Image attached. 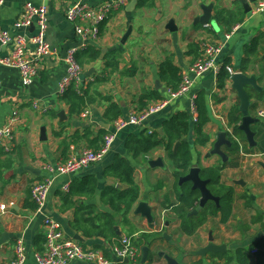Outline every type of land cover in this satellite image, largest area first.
Segmentation results:
<instances>
[{
  "label": "crops",
  "instance_id": "crops-1",
  "mask_svg": "<svg viewBox=\"0 0 264 264\" xmlns=\"http://www.w3.org/2000/svg\"><path fill=\"white\" fill-rule=\"evenodd\" d=\"M75 1L79 0H3L0 6V28L7 30L13 39L21 34L31 35L34 31L30 27H14L22 16L23 5L30 2L35 6H45V40L55 50V53L34 62L36 76L29 85L22 82L19 69L0 65V127L15 118L9 150H2L0 146V163L10 160L9 167L2 171L0 179V205L7 206L4 212L0 211V264H6L12 259L13 245L19 236L24 238L28 248L24 264H37L33 253L39 247L36 239L39 237L43 240L45 217L60 224L64 239L78 242L86 249L101 250L112 259V247L119 245L122 238L128 237L137 242L140 236L147 235L149 238L145 245L149 247V253L144 264H166L157 255L158 252L168 254L180 264H190L197 260H201L202 264H224V259H220L218 254L232 253L238 248L244 249L250 256V262L256 264L251 246L264 241V168L259 164L264 163V153L258 148L260 138L255 133L258 124L264 122L256 115V110L264 107V11L252 12L258 0L249 3L251 10L247 14L239 0H136L132 7V0H128L100 23L97 38L87 42V46L99 51L98 58L91 62L82 60L80 65L82 73L91 71L85 77L84 84L98 77L106 78L94 85L105 98L88 105L77 115H70L68 106L57 93V87L66 74L63 60L66 51L79 46L82 41L73 23L65 17L67 8ZM81 1L98 5L109 0ZM202 5H212V22L208 25L195 22L203 14ZM221 9L235 12L242 10V14H238V17L243 16L242 20L234 25L237 29L229 39H226V35L234 26L230 28L213 20L216 10ZM170 20H173L175 30L167 28ZM129 27L130 34L121 43ZM208 43L223 46L217 58L221 66L219 73L209 71L194 78L189 93L171 100L141 125L124 127L117 133L109 153L101 161L71 175L55 174L41 213L27 208L26 205L33 202L31 186L49 176L44 169L45 163L53 164L70 155H77L85 147L99 148L103 136L112 129L114 121L127 117L133 111L145 109L166 96L171 87L159 77V67L165 59L169 58L174 63L182 77ZM13 47L14 41L7 45L0 44V58L9 57ZM32 54L33 46L28 45L27 55ZM108 61L112 62L109 66L106 64ZM227 66L233 73L255 75L258 86L262 88L261 92H257L251 86L245 87L250 99L249 114L260 120L251 125V129L255 130L254 146L249 145L242 132L233 131V127L240 124L242 113ZM225 73L228 78L219 80V76ZM79 83L83 84L81 80ZM200 93L205 96L209 117L203 126V132L208 137L205 144L197 141L190 114L191 98ZM142 95L147 97L139 103ZM110 104L119 109L117 118L106 113ZM237 108L239 113L236 112ZM85 110H88L86 115ZM60 112L64 113L62 119L58 115ZM180 113L188 115V131L182 141L188 144L192 155L191 166L200 170L221 168L219 183L232 187L235 195L232 214L226 223L220 222V215L211 216L206 213L199 223L200 211L196 215L187 214V217H193L189 225L197 226L190 234L182 229L176 211L180 205L176 193L180 184L178 181L176 189L175 170L168 158L165 141L148 153L136 157L126 148V140L131 135L142 137L157 134L159 139H163L164 122ZM219 131H226L229 139L240 140L241 149L235 155L229 152L230 146H222L226 160L219 155L209 154ZM179 146L180 141L176 149L173 147V151ZM116 157L124 159L133 168L132 179L138 188V199L126 214V221L123 211L113 214L115 237H86L80 229L72 226L77 209L80 206L83 208L79 209V215L84 218L90 214L93 216L101 212H112L102 198L103 189L128 188L125 181L107 172ZM159 157L162 158L163 166L152 168L148 165L149 160ZM234 162L236 166H233ZM93 179L95 192L82 193L80 190L83 186ZM238 180L245 184H237ZM65 184H68L67 190H64ZM208 188L214 195H218L215 185L209 183ZM64 195L69 196L63 199ZM139 201L147 202L152 208V224L135 213ZM79 225L86 226L83 222H79ZM210 238L214 245H225L226 251L209 253L205 257L196 255L195 251L208 245ZM138 250L136 262L140 264L141 246ZM71 264L89 263L72 261ZM117 264L129 263L124 260Z\"/></svg>",
  "mask_w": 264,
  "mask_h": 264
},
{
  "label": "built area",
  "instance_id": "built-area-1",
  "mask_svg": "<svg viewBox=\"0 0 264 264\" xmlns=\"http://www.w3.org/2000/svg\"><path fill=\"white\" fill-rule=\"evenodd\" d=\"M128 0H109L98 5H91L84 1H75L65 12L66 19L73 23L77 34L82 38L79 46L69 48L64 57L66 64V74L60 80L57 93L62 96L72 83L78 84L82 69L76 60V53L87 46V42L95 40L99 34L100 23L107 20L111 13L120 9ZM3 0H0L2 6ZM264 11V0H258L252 7V12ZM34 25V31L31 35H17L14 39L7 30L0 28V44L7 45L14 41L12 54L9 57H1L0 65L19 69L22 82L29 85L36 76V68L34 62L42 57H47L55 53L54 48L45 40L47 30V9L45 6H35L30 2L23 5L22 16L14 24L16 29H27ZM237 26L226 35L229 39L236 31ZM33 46V54L27 55V46ZM222 45L208 43L204 46L203 52L196 61L182 74L179 86L176 89L169 88L163 99L142 110L131 112L125 118H119L114 121L112 129L103 136V140L99 148L92 149L85 147L79 154L70 155L67 158L56 163H45L44 169L48 171L49 176L41 181L33 184L30 189L31 200L35 203V211L41 213L46 204L49 191L54 182V175H71L78 170L88 167L93 163L101 161L110 151L117 133L128 125H141L150 115L162 110L167 103L178 97L184 96L191 90L193 80L206 72L219 73L221 66L217 62V58L222 50ZM230 75L233 74L230 67H226ZM196 96L191 98L190 114L192 120L197 117L195 107ZM88 114V110L84 111ZM256 115L264 121V107L256 110ZM0 127V146L5 151L9 150L10 142L13 138L12 122ZM68 189V184L64 185V190ZM7 206L0 205V211L4 212ZM44 243L40 251H34L33 258L37 264H71L72 261H81L89 264H117V262L137 261L139 250L133 243L131 238L124 237L119 245L112 247L111 253L113 259L107 257L103 251L95 249H86L78 242L66 240L60 224L50 218H44ZM256 250L253 252L255 253ZM28 248L22 236L15 239L13 245V257L6 264H24L27 259Z\"/></svg>",
  "mask_w": 264,
  "mask_h": 264
},
{
  "label": "trees",
  "instance_id": "trees-1",
  "mask_svg": "<svg viewBox=\"0 0 264 264\" xmlns=\"http://www.w3.org/2000/svg\"><path fill=\"white\" fill-rule=\"evenodd\" d=\"M242 10H238L237 12L233 10L221 9L216 10L214 14L213 20L219 23L226 24L228 26L233 27L236 23L242 20V15L238 17V14ZM242 14V12H241ZM100 55L98 50H95L92 46H86L85 48L79 50L76 53V60L81 65L82 60H86L87 62L94 61ZM108 66L112 64L111 61L106 63ZM220 75V74H219ZM159 77L163 81H167L169 83V87L172 89H176L181 81V75L179 69L174 65V63L169 59H165L159 67ZM228 78L225 74H221L219 76V80ZM105 77H98L94 81H90L88 83H72L67 91L61 96V100L68 106L70 115H77L81 111H83L88 105L96 102L98 99H104L105 97L101 96V94L96 90V84L104 81ZM85 85V86H84ZM147 97V95H142L139 98V103L143 102V100ZM195 107L197 112V117L194 122L195 132L197 136V141L200 144H205L208 141V137L203 132V126L209 120L208 117V109L206 104V99L203 93H200L195 99ZM236 112L239 113L238 108ZM106 113L108 115L117 118L119 113V109L114 104H110L107 108ZM259 128L256 129V136H259L260 142L259 150L264 153V122L258 124ZM164 137L163 139H159L157 134L135 137L133 135L129 136L126 140V148L132 152V154L136 157L141 154L148 153L151 149L159 146L162 142L165 141V148L168 154V158L171 162V165L174 172V177L176 181V189L177 182L179 177L183 176L191 167L192 155L190 153L188 144L185 141H182V137L188 131V115L185 113L177 114L176 116L170 118L165 121L163 124ZM233 131L237 132V126L233 127ZM87 137V136H86ZM231 145L229 147V152L232 155L239 153L241 146L239 141L231 138ZM180 141V146L176 151H173V147L176 142ZM2 150H4L2 148ZM1 150V152H3ZM252 151L253 150H248ZM10 160L6 159L0 163V179H2V171L5 168H8L10 165ZM233 166H236L234 162ZM108 174H111L117 177L120 181H125L128 184V188L123 190H118L114 187H106L103 189L102 198L106 205L110 208L112 212H101L97 215L88 216L84 218L79 215V209L75 212V218L72 223V226L80 229L86 237H102L104 239L115 237V216L113 214L120 213L123 211L124 220L126 221V214L131 209L133 203L138 199V188L133 182V168L130 164L124 159H120L118 157L115 158L114 162L107 170ZM220 172L221 168L217 167H209L200 170V177L202 179H208L209 183L215 185L217 187V193L219 197L218 206L216 203L210 202L205 205V207L198 213L199 223L202 220L204 214H210L211 216L220 215V222L226 223L232 214V203L234 200V190L232 187H226L219 183L220 180ZM71 191V190H70ZM82 193H94L95 192V181L91 180L88 184L83 186V189L80 190ZM177 193V201L180 204L179 208L176 210L179 219L181 220V227L187 234L193 232L197 226H190L189 222L193 217H187V214L191 209L195 208L198 199L199 193L197 190H192L190 182H182L178 189ZM69 195H64L63 199H66ZM92 196V195H87ZM247 198V196H244ZM248 199V198H247ZM27 208L34 209L36 205L34 202H31L26 205ZM196 216V217H197ZM79 222L85 223V227H80ZM43 240L39 237L36 239V244L39 245L38 250L40 251L43 248ZM147 235L140 236V240L137 242H133L136 246L142 247L147 243L148 240ZM42 245V246H41ZM251 249L256 250L254 256L256 257V264H264V241L261 240L258 243L252 244ZM220 259H224V264H252L250 262V256L247 255L246 251L242 248L236 249L234 252H227L223 254H218ZM151 257V256H150ZM149 257V259H150ZM235 260V262H233ZM190 264H202L201 260H197L191 262Z\"/></svg>",
  "mask_w": 264,
  "mask_h": 264
},
{
  "label": "water",
  "instance_id": "water-1",
  "mask_svg": "<svg viewBox=\"0 0 264 264\" xmlns=\"http://www.w3.org/2000/svg\"><path fill=\"white\" fill-rule=\"evenodd\" d=\"M256 0H239L243 7V11L245 14L249 13L251 8L249 3L255 2ZM136 4V0H132L130 2L131 7ZM203 10V14L199 17H197L195 22H198L203 25H208L209 22H212L211 18V11H212V5L208 6H201ZM31 29L34 28V25L30 26ZM167 28L172 31L175 30L174 22L173 20H170ZM131 31V27L128 28L126 33L124 34L121 43H124L125 40L128 38ZM91 71L82 73L80 76V80L84 81L85 77L89 76ZM232 81V88L236 91V94L238 96V99L240 101L239 110L242 113V118L240 121V124L237 125L238 131L242 132L245 135V139L249 143L250 146H254L255 140L254 136L255 133L251 129V125L253 123H258L260 120L258 118H255L249 114V106H250V99L249 95L245 89L246 86H251L253 89H255L257 92H261L262 88L258 86L257 79L255 75H246L241 72H235L231 76ZM157 87L160 86V83L156 82ZM59 117L62 119V116L64 117V113L60 112ZM179 145V142H177L174 145V148L176 149ZM223 145H231V140L228 138L226 131H219L216 135V139L212 144V149L210 150L209 154H216L219 155L222 159H227L225 153L222 151ZM264 168V163H259ZM148 165L152 168L157 166H163L162 158L159 157L155 160H149ZM182 182H190L192 190H197L199 193V199L198 203L195 208H193L189 213L188 216L196 215L199 211H201L205 205L212 201L216 203L218 206L219 197L217 195H214L212 191L208 188L209 180L208 179H202L200 177V168L196 166H191L189 170L184 174L183 176L179 177L178 184L181 185ZM237 184L244 185L245 183L242 180L236 181ZM98 200V199H97ZM136 214H140L143 216L150 224L153 223L154 216H153V210L149 206V204L145 201H139L137 203ZM116 230V227H114ZM78 240L82 241L80 237H77ZM226 251L225 245H214L212 243V238H210V243L206 245L205 247L200 248L199 250L195 251L196 255H199L201 257H205L207 254H216V253H223ZM149 253V247L147 245L141 247V259L140 264H144L148 258ZM157 255L161 258H163L166 261V264H180L175 258L170 257L168 254L163 252H158Z\"/></svg>",
  "mask_w": 264,
  "mask_h": 264
},
{
  "label": "rangeland",
  "instance_id": "rangeland-1",
  "mask_svg": "<svg viewBox=\"0 0 264 264\" xmlns=\"http://www.w3.org/2000/svg\"><path fill=\"white\" fill-rule=\"evenodd\" d=\"M252 93H253V91H252ZM129 264H137V262L135 261V262H130ZM152 264H155V263H152Z\"/></svg>",
  "mask_w": 264,
  "mask_h": 264
},
{
  "label": "flooded vegetation",
  "instance_id": "flooded-vegetation-1",
  "mask_svg": "<svg viewBox=\"0 0 264 264\" xmlns=\"http://www.w3.org/2000/svg\"><path fill=\"white\" fill-rule=\"evenodd\" d=\"M178 181H179V179H178ZM182 184V183H181ZM209 185V184H208ZM212 202V201H211ZM209 203V202H208ZM214 203V202H213Z\"/></svg>",
  "mask_w": 264,
  "mask_h": 264
}]
</instances>
